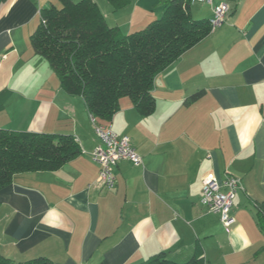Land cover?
Instances as JSON below:
<instances>
[{
    "label": "crops",
    "instance_id": "obj_1",
    "mask_svg": "<svg viewBox=\"0 0 264 264\" xmlns=\"http://www.w3.org/2000/svg\"><path fill=\"white\" fill-rule=\"evenodd\" d=\"M129 35L160 19L169 0H132L115 11L93 0ZM227 2L226 22L160 73L154 108L128 97L112 120L140 165L120 161L114 188L99 187V143L82 97L67 93L32 36L57 0H0V130L72 136L80 153L55 171L18 175L0 191V254L14 262L143 264L164 255L186 263L264 264V0ZM211 20L212 7H191ZM201 93L197 99L192 97ZM242 181L225 228L202 204L209 177ZM225 190V189H224Z\"/></svg>",
    "mask_w": 264,
    "mask_h": 264
},
{
    "label": "trees",
    "instance_id": "obj_2",
    "mask_svg": "<svg viewBox=\"0 0 264 264\" xmlns=\"http://www.w3.org/2000/svg\"><path fill=\"white\" fill-rule=\"evenodd\" d=\"M57 1L59 5L42 9L32 47L48 61L64 90L83 98L98 123L112 120L125 97L144 114L150 113L156 77L212 33L209 20L192 17V0H169L160 19L129 35L109 26L93 0ZM107 1L115 11L132 2ZM79 153L72 136L0 130V191L18 175L58 170ZM258 217L264 231V210L259 208ZM0 264L54 263L47 258L14 262L0 254ZM143 264L209 263L202 255L186 263L159 255Z\"/></svg>",
    "mask_w": 264,
    "mask_h": 264
},
{
    "label": "built area",
    "instance_id": "obj_3",
    "mask_svg": "<svg viewBox=\"0 0 264 264\" xmlns=\"http://www.w3.org/2000/svg\"><path fill=\"white\" fill-rule=\"evenodd\" d=\"M192 4H208L212 7L213 17L210 20L212 32L226 22L231 12V7L227 2L214 5V0H192ZM93 123L99 138L98 145L91 152L93 160L100 166L96 185L114 188L117 184L115 175L117 164L120 161H129L137 166L142 163V157L128 136H121L110 128L96 124L94 118ZM241 189H243L241 179L230 174L226 175L223 183L214 177H209L204 182L202 204L208 213L220 216V221L225 228H230L234 223L231 212L237 193Z\"/></svg>",
    "mask_w": 264,
    "mask_h": 264
},
{
    "label": "rangeland",
    "instance_id": "obj_4",
    "mask_svg": "<svg viewBox=\"0 0 264 264\" xmlns=\"http://www.w3.org/2000/svg\"><path fill=\"white\" fill-rule=\"evenodd\" d=\"M71 1L78 3V2H80L81 0H71Z\"/></svg>",
    "mask_w": 264,
    "mask_h": 264
}]
</instances>
